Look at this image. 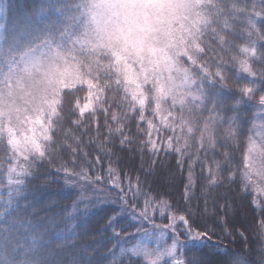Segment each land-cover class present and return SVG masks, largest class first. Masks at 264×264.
Instances as JSON below:
<instances>
[{
	"label": "snow or ice",
	"instance_id": "obj_1",
	"mask_svg": "<svg viewBox=\"0 0 264 264\" xmlns=\"http://www.w3.org/2000/svg\"><path fill=\"white\" fill-rule=\"evenodd\" d=\"M188 2L42 0L38 9H29L14 21L0 22V192L8 193L5 218L0 221V264H105L99 258V249L106 247L101 243L104 240L115 241L112 249L131 244L121 248L127 256L119 264H156L151 249L166 245L171 247L163 264H237V253L242 250L214 243L213 238L217 229L224 239L243 233L227 218V199L219 205L205 189L227 186L231 192L235 187L242 199L250 197L264 215V189L250 182L252 173L246 167L257 146L264 145V111L254 113L244 107L242 94L237 100L235 92L225 95L222 88L209 84L204 65L193 64L190 56L182 57L193 73L183 88L196 95L185 96L182 104L170 101L169 110L176 113L168 117L174 121L171 126L161 124L147 110L141 114L130 103V89L137 94L153 89L155 76L148 79L149 66L153 72L162 65L173 71L168 49L187 19ZM205 6L211 19L203 22L202 58L209 71H226L227 65L219 57L225 51L219 36L236 38V17L229 10V0ZM8 10V5L0 7L5 20ZM89 32L120 45V50L111 54L98 51L90 43ZM219 79L217 76L216 83ZM100 111L109 133L106 143L112 144V150L101 146L102 154L88 159L83 139L88 128L82 125L86 118L95 122ZM185 116L194 124L191 130L175 127ZM109 119L115 127L108 125ZM203 132L208 134L202 136ZM137 152L150 154L142 159L139 170ZM161 152L176 160L167 184L156 178L166 163V158L153 159ZM105 156L110 160L109 178L105 180L99 173L89 176V169L103 168ZM185 156L190 160L188 183L181 191L176 177L183 184ZM112 163L121 165V171L128 166L124 180ZM56 164L59 167L53 174ZM197 164L200 172L194 178ZM199 180L204 181L203 206L199 198L189 195ZM53 185L58 186L57 195L36 208V196ZM59 194L72 199V204L62 206ZM209 198H213L214 209L223 208L225 216L208 210ZM161 205L173 209L171 214H165ZM90 209L99 210L95 219H82ZM40 211L46 215L41 217ZM158 218L161 223H156ZM146 224L150 227L145 228ZM258 227L264 233V219ZM90 236L97 241L95 246L82 242ZM112 249L109 255L115 256ZM260 259L264 264V252Z\"/></svg>",
	"mask_w": 264,
	"mask_h": 264
},
{
	"label": "clouds",
	"instance_id": "obj_2",
	"mask_svg": "<svg viewBox=\"0 0 264 264\" xmlns=\"http://www.w3.org/2000/svg\"><path fill=\"white\" fill-rule=\"evenodd\" d=\"M217 2L219 0H189L186 5L187 19L183 28L175 32L168 49L173 60V71H169V66L162 65L161 69L153 72L149 66L148 79L152 80L155 76L153 89L138 94L135 89H130L132 92L130 103L138 107L141 114L147 110L155 115L161 124L166 123L171 126L174 121L169 120L168 117H175L176 113L169 110L170 101L182 104L185 96L196 95L193 92H185L183 88L185 79L193 77L191 64L184 63L183 56H190L193 64L204 65L208 83L222 88L223 94L235 92L237 100H240L242 94L244 107L254 113L264 111V108L254 107L264 105V25L261 23L264 22V0H229V10L233 11L236 17L237 28L234 30L236 38L229 39L224 34L219 36V42L225 48L224 52L219 53V57L227 65V70L215 68L209 71L207 60L202 58L204 43L201 37L206 31L203 22L211 19L209 9L205 5ZM89 37L91 45L98 51L111 54L120 50V45L109 42L106 38L95 36L91 32ZM217 76L220 78L219 83H216ZM141 99L145 101L144 104L140 103ZM144 118L150 119L149 116ZM175 127H188L191 130L194 124L190 125L185 116L181 117L180 123L175 124ZM207 134V132L201 133L202 136ZM178 138L186 139L183 136ZM246 167L252 173L249 177L250 182L264 189V145L257 146L250 166L246 165ZM170 247L171 245H166L160 249H151L156 264H163ZM260 253L259 258L255 260L256 264H262ZM249 254L250 250L237 253V264H251L252 260L248 259Z\"/></svg>",
	"mask_w": 264,
	"mask_h": 264
},
{
	"label": "trees",
	"instance_id": "obj_3",
	"mask_svg": "<svg viewBox=\"0 0 264 264\" xmlns=\"http://www.w3.org/2000/svg\"><path fill=\"white\" fill-rule=\"evenodd\" d=\"M5 5L9 6V10L7 13V20H5L4 16V22H11L14 21L20 17H22L26 12H28L29 9H38L39 5L42 3V0H2ZM262 25H264V22H261ZM225 95H232V93H225ZM148 114V113H146ZM87 119V123L85 125H82L84 128H88L87 134L83 137L84 143L88 145L84 149V151H87L90 153L88 156V159H93L96 155H101L102 152L100 151L101 146L106 148L107 150H112V144L111 143H106V137L109 136L107 127L105 126V117L104 113L102 111L97 112L95 122L92 119ZM108 125L111 127H115L114 122H112L110 119L108 120ZM98 129V131H97ZM131 133L135 132V125L132 124L130 125ZM126 131H128L126 129ZM79 135V133H77ZM91 141V143H90ZM119 142V137L117 136V139L115 140V143L118 144ZM149 153H140L137 152L135 155V166L137 170H139L140 164L142 159L147 160L149 158ZM166 158V163L162 167L159 175L156 177L157 179H162L165 184L168 182V172L169 171H174L176 160L172 156H167L164 152H161L159 157H153V159H165ZM116 157H111V161H115ZM82 162V161H81ZM190 162L189 157L185 156V166L183 170V184L180 183V176L177 175L176 177V183L179 185L180 190L182 191L184 188V185L188 183V168L187 164ZM110 163L109 157L105 156L104 160L102 161L103 168L102 169H97L96 171H93L89 169V176L94 177L99 173L102 177L107 180L109 178V173L107 171L108 165ZM173 166L171 169L169 166ZM59 167V164H56L52 168L53 174L56 173V168ZM71 167V165H69ZM112 167L116 169V171L119 173L120 179L124 180L125 175L128 174V166H123V171H121V165H118L116 163H112ZM200 172V166L197 164L194 169H193V174L194 178L199 174ZM60 175H63L62 173ZM115 178V177H112ZM6 183V180H5ZM63 183V181H61ZM151 183V182H149ZM204 181L199 180L197 181V187L194 190L189 191V195H194L195 197L199 198V202L203 206V197L201 194V186L203 185ZM99 187H104L105 185H98ZM57 185L51 186L50 190L42 195H37L36 196V201H35V207L36 208H41L43 203L47 200L48 197L57 195ZM168 191H172L171 187H168ZM165 189L161 188V192H164ZM205 191L210 192L212 197L215 198L219 205H223L225 203V199L228 201L229 209L230 212L228 214V217L232 222L236 224L237 230L239 232L243 233V236H237L235 234L230 235L227 237V239H224L220 234H219V229H217L218 235L217 237L213 238L214 243H218L222 246H229L231 247L234 251H248L250 250V254L248 256L249 260L255 261L256 259L259 258V253L264 250V233H262L259 229V225L262 219H264V215L261 213V209L258 207H254L251 204V198L249 197L248 199H242L240 194L236 191L235 187L232 188L231 192L228 191V187H222V188H207ZM217 193H219V196H217ZM0 195H3L4 200H0V221L4 220V215H3V209L7 208L8 205L6 203L7 198H8V193L7 192H0ZM60 196H63L61 199V205H71L72 204V199L68 198L67 196H64L63 194H59ZM213 198H209L207 202L208 210L209 211H217L220 216H225V212L222 207H218L214 209V204H213ZM169 200V203H171V199L167 198ZM176 199H179V196L177 194ZM194 203L197 202V200L193 201ZM23 206V205H21ZM163 208V211L165 214H171L173 209L168 208L166 205H161ZM264 207V206H262ZM83 209V205H81V210ZM29 211H32L29 209ZM69 211H74L71 207H69ZM99 210H89V214L87 217H84L82 215V219H88V220H94L96 215L98 214ZM151 211V209H150ZM39 215L41 217H44L46 215V211H40ZM156 215L159 217L160 213L157 211ZM156 223H161V220L158 218L156 220ZM243 225L244 227H241ZM148 225H144L146 228ZM64 225L61 224L60 228H63ZM245 228L247 231H245ZM128 231L133 232L135 229H129ZM92 236H95L93 233ZM86 242L90 246H95L97 241L92 239V237L86 238V240L82 241ZM106 247H101L99 249V258L102 261H105V264H119V261L122 258H126L127 252L121 251V248L123 247H128L131 244H128L125 242V245H121L120 247H117L115 249H112V244L115 243V241H112L109 243L108 241L104 240L101 241ZM209 247H212L213 244L210 242L208 244ZM109 249H112L116 255L111 256L109 255ZM3 258V255L0 254V259Z\"/></svg>",
	"mask_w": 264,
	"mask_h": 264
},
{
	"label": "rangeland",
	"instance_id": "obj_4",
	"mask_svg": "<svg viewBox=\"0 0 264 264\" xmlns=\"http://www.w3.org/2000/svg\"><path fill=\"white\" fill-rule=\"evenodd\" d=\"M3 6H4V3L2 0H0V7H3ZM3 20H4V15L2 13H0V22H4ZM149 227H150V225H148L146 228H149ZM165 239H167V238L165 237ZM138 240H139V238H137V241ZM168 243L170 244V241H168ZM130 247H131V245L128 246L127 248H130Z\"/></svg>",
	"mask_w": 264,
	"mask_h": 264
}]
</instances>
